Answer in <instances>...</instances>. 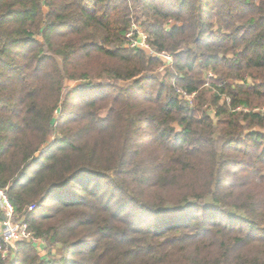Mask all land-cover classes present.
<instances>
[{
  "label": "trees",
  "instance_id": "16d2710c",
  "mask_svg": "<svg viewBox=\"0 0 264 264\" xmlns=\"http://www.w3.org/2000/svg\"><path fill=\"white\" fill-rule=\"evenodd\" d=\"M255 128L264 0H0V264H264Z\"/></svg>",
  "mask_w": 264,
  "mask_h": 264
},
{
  "label": "built area",
  "instance_id": "2783aa9c",
  "mask_svg": "<svg viewBox=\"0 0 264 264\" xmlns=\"http://www.w3.org/2000/svg\"><path fill=\"white\" fill-rule=\"evenodd\" d=\"M127 39L126 46L135 49H146L153 56L158 57L165 64H171L172 56L166 52L154 51L149 43L148 36L144 32L138 31L136 28H131L125 35ZM180 98H185L191 102L193 94L189 95L182 89H177ZM189 99V100H188ZM3 215V219H1ZM34 243L36 237L29 229L27 223L16 217L13 205L8 199L5 190L0 189V255L3 259L14 256L13 252L10 254L9 245H14L17 242ZM13 248V247H12Z\"/></svg>",
  "mask_w": 264,
  "mask_h": 264
},
{
  "label": "rangeland",
  "instance_id": "374dc122",
  "mask_svg": "<svg viewBox=\"0 0 264 264\" xmlns=\"http://www.w3.org/2000/svg\"><path fill=\"white\" fill-rule=\"evenodd\" d=\"M134 28L137 29V26L134 25ZM137 30L140 31V32H143L140 28H138ZM161 61H162V60H161ZM162 69H163V67L161 66V67L159 68V70L162 71ZM73 84H75V82L69 81V82H67V83L65 84V88H66V87L68 88L69 86H72ZM182 99H185V98H182ZM185 100H187V99H185ZM188 100H189V99H188ZM211 113H213V111H212ZM255 130H257V131H261V132H264V128H262V129H260V130H259L258 128H255ZM30 244H31L33 247H35L36 250L39 251V252L41 253V255H43V256H46V255H47V253H48L47 245H46L45 241L42 240L41 238H36V241H35L34 243H30ZM12 247H14V245H9V246H8V248L11 249V250H10V254L13 252V248H12ZM51 255H56V248L51 249ZM10 258H11V256H10L9 258H7L6 260H10ZM7 262H8V261H7Z\"/></svg>",
  "mask_w": 264,
  "mask_h": 264
},
{
  "label": "water",
  "instance_id": "95a60500",
  "mask_svg": "<svg viewBox=\"0 0 264 264\" xmlns=\"http://www.w3.org/2000/svg\"><path fill=\"white\" fill-rule=\"evenodd\" d=\"M1 219H3V215H1Z\"/></svg>",
  "mask_w": 264,
  "mask_h": 264
}]
</instances>
